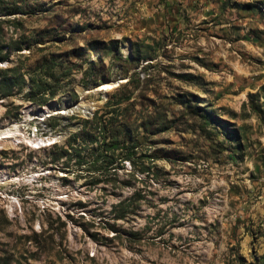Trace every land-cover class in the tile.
Here are the masks:
<instances>
[{
    "label": "rangeland",
    "instance_id": "1",
    "mask_svg": "<svg viewBox=\"0 0 264 264\" xmlns=\"http://www.w3.org/2000/svg\"><path fill=\"white\" fill-rule=\"evenodd\" d=\"M7 69L23 78L0 94V256L264 264V0H0ZM52 102L68 111L40 120ZM97 115L134 162L68 163L71 139L100 145L83 142Z\"/></svg>",
    "mask_w": 264,
    "mask_h": 264
},
{
    "label": "trees",
    "instance_id": "2",
    "mask_svg": "<svg viewBox=\"0 0 264 264\" xmlns=\"http://www.w3.org/2000/svg\"><path fill=\"white\" fill-rule=\"evenodd\" d=\"M8 73L9 69L0 70V75H2V78L0 79V94L2 95L5 94L2 93L4 85H11V82H15L14 78L22 77L18 70H13V76H8ZM38 84L40 87H43V83L41 81H39ZM55 94V92L52 93L53 96ZM47 101L48 99L43 100V104ZM93 124L94 133L88 134L87 137L84 136L85 138L83 137V142H100V145L97 148L93 147L87 153H83L82 148L75 146L78 138L75 137L71 139L69 142L71 145V149L64 150V155L69 157L68 163L72 160V157H74L76 158V162L78 165L87 163L88 165H90V169H98L107 167L108 163L111 165L115 164V162L119 158H124V160H129L130 162H134L136 160L138 154L136 150L137 145L132 143V140L120 138L119 133L116 131L117 129H114L116 121H114L113 117H109V120L106 121L104 116L97 115L94 118ZM108 137L109 141H107ZM146 169L147 167H145L143 171H145ZM117 180L118 177L116 176V173H114V176L110 177L106 181L116 184ZM95 181L96 183L100 182L99 178L97 177ZM132 199L133 198L125 199L113 206V211L115 213L114 218L116 220L125 219L129 213L134 212L130 207L133 205L131 203ZM112 228L115 229L114 226H112ZM0 264H12V259L8 256H0Z\"/></svg>",
    "mask_w": 264,
    "mask_h": 264
},
{
    "label": "bare ground",
    "instance_id": "3",
    "mask_svg": "<svg viewBox=\"0 0 264 264\" xmlns=\"http://www.w3.org/2000/svg\"><path fill=\"white\" fill-rule=\"evenodd\" d=\"M81 108H82V111L84 113H88L90 110V105L89 104H85V105L82 104ZM67 111H68V107H65L64 104L59 105L57 103L52 102V103L48 104L46 107H44L43 109H40L38 112H34V114L38 115V117H40V120H44V118L51 113L64 114Z\"/></svg>",
    "mask_w": 264,
    "mask_h": 264
},
{
    "label": "crops",
    "instance_id": "4",
    "mask_svg": "<svg viewBox=\"0 0 264 264\" xmlns=\"http://www.w3.org/2000/svg\"><path fill=\"white\" fill-rule=\"evenodd\" d=\"M192 1H193V3L200 1L204 4V3H213L215 0H192ZM239 1H241V0H239ZM246 1H249V0H246Z\"/></svg>",
    "mask_w": 264,
    "mask_h": 264
}]
</instances>
